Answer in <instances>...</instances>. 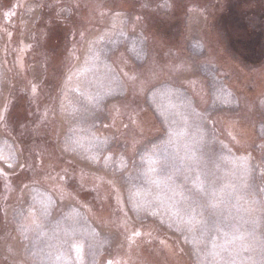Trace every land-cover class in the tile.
I'll return each instance as SVG.
<instances>
[{
    "label": "rangeland",
    "instance_id": "1",
    "mask_svg": "<svg viewBox=\"0 0 264 264\" xmlns=\"http://www.w3.org/2000/svg\"><path fill=\"white\" fill-rule=\"evenodd\" d=\"M0 264H264V0H0Z\"/></svg>",
    "mask_w": 264,
    "mask_h": 264
}]
</instances>
